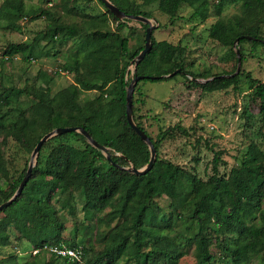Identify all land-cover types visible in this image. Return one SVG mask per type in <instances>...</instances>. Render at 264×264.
Segmentation results:
<instances>
[{"label": "trees", "instance_id": "1", "mask_svg": "<svg viewBox=\"0 0 264 264\" xmlns=\"http://www.w3.org/2000/svg\"><path fill=\"white\" fill-rule=\"evenodd\" d=\"M38 1L51 3V0ZM97 1L104 12L97 16L81 14L85 20L80 25L64 23L47 8H28L24 0H3L0 4V29L16 32L23 19L44 18L47 22L44 31L29 42L8 44L3 58L20 55L26 62L48 56L56 58L61 54L56 45L71 42L61 68L62 72L73 75L71 84L53 94L51 76H46L45 87H6L0 95V146L11 140L30 155L39 140L52 130L79 127L106 147L110 155L107 160L75 132L54 137L42 145L21 195L0 212L17 234V240L32 246L30 256L34 260L31 264H178L192 247L195 264H212L216 259L222 264H252L254 260L264 264V152L261 148L257 144L249 145L237 166L221 175L218 171L221 152H214L212 174L202 180L159 157V147L165 139L172 137L174 131L188 136V130L175 125L160 131L153 139L135 117L134 105L142 81L182 77L190 86L205 93L237 89L243 76L256 83L249 73L235 74L238 59L233 45L238 40L241 62L246 59L245 45L264 49L261 42L264 41V0H218L213 5L215 15L220 16L226 2H241V14L219 18L208 28L210 40L228 48L235 63L230 72L198 75L187 71L184 48L165 40L157 41L152 32L151 50L133 74L142 77L133 93L134 123L150 138L156 150L155 163L142 176L123 170L130 165L141 169L150 156L147 146L126 120V88L133 77L125 78V72L144 48L147 26L137 22L142 35L137 47L131 48L129 37L123 35L122 30L128 29V34L139 30L127 27L130 20L119 21ZM109 1L126 15L149 19L152 13L145 9L156 5L158 12L168 16L170 25L179 18L183 4L192 8L190 20L204 22L209 15L208 0ZM73 8L65 12L73 13ZM107 18L116 23V30H104ZM176 70L181 73L165 78ZM197 79L204 82L198 83ZM254 89L264 118V83ZM94 91L98 92L96 96L79 100L82 93ZM9 106L12 107L9 109L11 117L8 111H3ZM66 138H75L81 147L70 144ZM50 142L53 145L44 153ZM25 174L26 167L17 178L10 177L0 147V185L6 186H0V205L14 195ZM46 179L55 182L54 188L46 194H38L35 183ZM160 197L169 200L167 210L156 204L155 200ZM77 198L88 220L102 214L107 224H113L104 239L97 243L99 249L88 246L83 233L79 239L78 228L71 239L66 238L60 211L66 210L74 216ZM148 210L153 213L151 223H146ZM9 245L10 234L0 230V256ZM51 248L79 251L80 261L60 257L50 251ZM46 253L50 255L48 261L38 260ZM19 260L13 255L1 258L0 264Z\"/></svg>", "mask_w": 264, "mask_h": 264}, {"label": "rangeland", "instance_id": "2", "mask_svg": "<svg viewBox=\"0 0 264 264\" xmlns=\"http://www.w3.org/2000/svg\"><path fill=\"white\" fill-rule=\"evenodd\" d=\"M2 1L0 0V4ZM24 1L28 8L50 9L66 24L80 25L85 20L81 14L97 16L104 12V8L97 0H51L48 4L38 0ZM217 1L208 0L209 15L204 22L198 19L190 20L192 8L188 4L182 5L179 18L173 25L168 23L167 15L157 11L156 5L145 9L152 13L153 17L150 19H154L160 26L153 31L154 39L180 44L184 48L186 70L198 75L223 74L230 72L235 66L228 48L210 40L208 28L219 18L227 19L241 14V2H226L221 15L216 16L213 5ZM71 7H75L78 11L73 8V13H66L65 9ZM127 25L135 30L140 28V25L134 21ZM46 26L47 22L44 18L33 21L23 19L19 21V30L16 32L0 29V95L6 87L19 89L31 85L45 87L46 76L53 78L50 85L52 94L72 83L73 75L62 72L61 68L71 42L64 46L56 45V50L61 51L56 58L48 56L29 62L23 61L20 55L12 59L3 58L4 49L8 44L29 42L39 32L44 31ZM104 30H116V23L107 18ZM127 30L124 28L122 34L129 37L131 48L137 47L142 30L136 31L135 34H128ZM138 35L140 37H137ZM43 45L44 43L41 44ZM244 49L246 59L241 62L239 73L241 71L249 73L256 83L246 80L243 76L239 80L237 89L229 88L212 93H205L200 88L190 86L182 77L139 83V91H136L134 97L135 117L139 118L142 126L153 139L160 131L175 125L188 130V136L174 131L172 137L160 144L161 159L181 166L202 180H207L212 174L211 161L216 151L221 152V162L218 164L220 175L228 174L232 167L237 166L238 159L242 157L249 145L257 144L264 152V118L260 113V99L256 97L254 89L257 84L264 83V49L252 48L250 45H245ZM197 82L201 83L203 79H197ZM97 93L95 91L82 93L79 100L92 98ZM10 108L12 107H5L3 111H8L11 117ZM66 140L75 146L82 145L75 138H66ZM52 145L53 143H48L43 152H47ZM0 147L7 161L11 178H17L23 168L26 167L27 170L31 154L27 155L11 140L7 145ZM54 186L55 182L51 179L37 181L35 191L38 194H46ZM155 202L163 210L168 209L169 200L165 197H160ZM74 204V216H70L66 210L60 211V217L66 228V238L71 239L75 228H78V238L80 239L83 233L86 235L85 243L88 242V246L91 244L94 249H99L97 243L104 239L113 224H107L102 214L88 220L82 211L81 201L77 198ZM153 220V213L148 210L146 223H151ZM83 226L86 227L83 228ZM0 230L10 234V245L2 250L0 259L16 255L20 260L9 264H31L34 260L30 256L32 246L26 241H18L17 234L1 215ZM211 250L216 253L214 247H211ZM49 258L50 255L46 253L40 255L38 260L46 262ZM178 264H195L194 247L188 250ZM212 264L222 263L216 259ZM252 264H257V261L254 260Z\"/></svg>", "mask_w": 264, "mask_h": 264}, {"label": "water", "instance_id": "3", "mask_svg": "<svg viewBox=\"0 0 264 264\" xmlns=\"http://www.w3.org/2000/svg\"><path fill=\"white\" fill-rule=\"evenodd\" d=\"M99 1L104 5V7L107 9V11H109L119 21L131 20V21L138 22V23H141V24H144L147 26V28L145 30L144 48L130 62L129 66L125 72V78H127L128 75H132V77H133L131 79L129 85L126 88V120H127L129 127L133 130V132L147 146L150 156H149L148 163L144 167H142L141 169H136L133 167V165H130L127 168H123V170H125L129 173H132L136 176H142V175L147 174L151 170L153 164L155 163V161H156V150L154 149V146H153L150 138L145 134L144 131H142L141 129H139L136 126V124L134 123V120H133L132 97H133V93H134L136 85L138 84V82H140L142 80V77H134L133 74L135 72L136 66L145 57V55L151 50V46H152L151 34L154 30H156L158 28V23L154 19H149V18H146L143 16L126 15L122 11H120L116 6H114L109 0H99ZM261 42L264 43V41H262V40H261ZM237 43H238V40H236L234 42V45H233V48L236 52V56L238 59L237 69H236L235 74L239 73L240 65H241L240 55H239V52L237 50ZM179 73H181V71L176 70L172 74L165 76V78H170V77L175 76ZM152 79H155V78H152ZM203 82H201V83H203ZM71 132H75V133L82 135L91 147L99 150L106 157L107 160H110V155L108 153V149L106 147L98 144L96 141H94L91 138V136L82 128H79V127L56 128V129L52 130L51 132L47 133L46 135H44L39 140V142L36 144V146L34 147L32 153H31L30 162H29L28 168L26 170L25 176L23 177V179H22L21 183L19 184L14 195L7 202L2 203L0 205V212L4 208L10 206L21 195L24 187L26 186L27 182L29 181V179L31 177L32 169L36 165V161H37V158L39 156V152H40L42 145L54 137L61 136L63 134L71 133Z\"/></svg>", "mask_w": 264, "mask_h": 264}, {"label": "built area", "instance_id": "4", "mask_svg": "<svg viewBox=\"0 0 264 264\" xmlns=\"http://www.w3.org/2000/svg\"><path fill=\"white\" fill-rule=\"evenodd\" d=\"M50 251L56 253L60 257H67L70 259H76L80 261V253L79 251L70 250L66 248L57 249V248H51Z\"/></svg>", "mask_w": 264, "mask_h": 264}]
</instances>
